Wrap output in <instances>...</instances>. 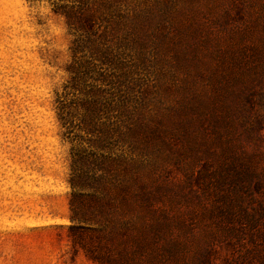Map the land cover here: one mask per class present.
<instances>
[{
  "label": "rangeland",
  "instance_id": "374dc122",
  "mask_svg": "<svg viewBox=\"0 0 264 264\" xmlns=\"http://www.w3.org/2000/svg\"><path fill=\"white\" fill-rule=\"evenodd\" d=\"M95 45L112 60L94 71L121 81L104 97L129 104L112 112L131 122L127 143L104 153L125 164L73 165L103 152L57 119L70 66L98 57ZM80 168L101 176L81 191L90 223L91 192L125 211L110 214L111 242L126 235L121 221L147 225L134 263L264 264V0H0V264H123L134 252L104 249L96 224H71Z\"/></svg>",
  "mask_w": 264,
  "mask_h": 264
},
{
  "label": "trees",
  "instance_id": "16d2710c",
  "mask_svg": "<svg viewBox=\"0 0 264 264\" xmlns=\"http://www.w3.org/2000/svg\"><path fill=\"white\" fill-rule=\"evenodd\" d=\"M64 17L66 18V21L69 23L73 17L71 10L69 12L64 13ZM91 15L84 16L83 19H78L79 21L84 20L87 22H91ZM104 19H99V21L94 23H90L88 27V33L91 35H95L97 33V29L100 26V23ZM100 41H103L105 39V33H101L98 35ZM95 52H98L99 56L95 57L91 60L83 59L79 62H76L75 64L71 65L70 68L72 71V77L70 81V86H65L64 90L66 89V92L63 94L62 97H58L56 99L57 106V119L59 121L60 126L64 129V134L68 137L71 133H73L74 128L85 135H89L90 137H93L92 140L89 143L90 147H95V149H98L99 151L103 152V155H101L100 158H95L91 156H87L85 154H79L77 155L76 159L72 158V164L73 165H103V164H117L118 162H121L122 164L128 163L130 160L124 159L123 156H115L111 157L107 153L109 150V146L113 143L116 144H126L125 141L126 137H128L131 133V122L130 124L128 121H124L122 118L118 117L116 114L115 116L112 115L113 111H119L126 110L129 107V104L126 101H123L122 96H117V98H114L115 101L109 100L108 97H104L105 95L109 94L111 97V92L118 91L119 90V84H121V81L119 80V77L111 76L109 74H106L104 72H97L94 71V65L95 62H98L100 65H110L111 63V48L109 46L104 47H98V45H95ZM79 49L77 47L74 48L73 52L77 53ZM95 54V53H94ZM73 57H75L73 55ZM121 75L124 73H120ZM94 75V77H92ZM91 80L93 85L85 87V83L87 81ZM79 84L81 86V90L78 92V94L81 96V98L75 97L74 99H70L68 102L65 100V96L72 94L71 89H75L77 85ZM117 84V85H116ZM108 86L109 90H106V87ZM104 89H103V88ZM88 88V89H86ZM104 93V95H101ZM124 98V97H123ZM113 103V104H112ZM134 108V107H132ZM76 111L80 112L81 118L79 120L78 124L74 123V114L77 113ZM102 111L106 114L105 120L98 122L99 118L97 117V114ZM75 138L81 136L74 135ZM78 138V139H79ZM73 139H70V141ZM114 145V144H113ZM82 150V149H81ZM83 153V151H81ZM76 174L71 178L69 182V186L71 189L70 198L68 200L69 205V211H70V222L71 224L78 223V224H84V225H94L96 224V229L94 231H97L100 235L98 236V241H101V239L106 243L104 244V249L107 251L111 250H117L120 248V245H124L125 247L132 248L133 253H130L129 255L126 252H122L118 255L117 260L123 263V264H136L133 262L134 258H136V252L140 253L145 248H149L148 245V236H147V225L141 220L140 224L143 226H135L130 221L129 222H120V225L123 226V230L125 232V237L121 239L120 241L117 239H112L111 237L106 235L107 225H110L111 227H115L119 225V222L111 221L110 214H125L124 210L120 211V208L117 204L110 200L102 199L95 195V192H91V196L89 197L90 201L96 202V216L98 217L95 222L90 223V221L84 217L86 216L85 213L82 215L85 210V208L89 207V201L83 202L82 199H84V195L81 194V191L85 189H90L92 186L88 187V180L93 179V173L92 169H85L80 168L77 169ZM91 174L89 175V173ZM101 179V176H99L96 179H93L92 181ZM127 213V212H126ZM116 216H118L116 214ZM145 226V227H144ZM70 230L76 231L78 229H90V231H93V229L83 226H74L72 225L69 227ZM80 240V236L78 237ZM121 242V243H120ZM101 244L100 242H98ZM108 243V244H107ZM112 243V246L110 245ZM150 243V242H149ZM102 247V246H101ZM122 249V246H121ZM154 249L153 254L149 255V258L153 260L154 262H157V254ZM105 258V257H104ZM108 258V256L106 257ZM93 259H96V257H93ZM109 260L110 264L113 263L111 259ZM108 261H101L98 260V263L104 264ZM109 264V263H107Z\"/></svg>",
  "mask_w": 264,
  "mask_h": 264
}]
</instances>
